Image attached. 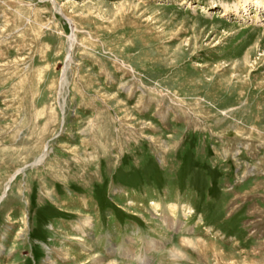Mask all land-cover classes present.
I'll list each match as a JSON object with an SVG mask.
<instances>
[{
	"label": "rangeland",
	"instance_id": "rangeland-1",
	"mask_svg": "<svg viewBox=\"0 0 264 264\" xmlns=\"http://www.w3.org/2000/svg\"><path fill=\"white\" fill-rule=\"evenodd\" d=\"M111 262L264 264V0H0V264Z\"/></svg>",
	"mask_w": 264,
	"mask_h": 264
},
{
	"label": "bare ground",
	"instance_id": "bare-ground-1",
	"mask_svg": "<svg viewBox=\"0 0 264 264\" xmlns=\"http://www.w3.org/2000/svg\"><path fill=\"white\" fill-rule=\"evenodd\" d=\"M189 243H191V242L189 241ZM109 264H114V263L111 262V263H109Z\"/></svg>",
	"mask_w": 264,
	"mask_h": 264
}]
</instances>
